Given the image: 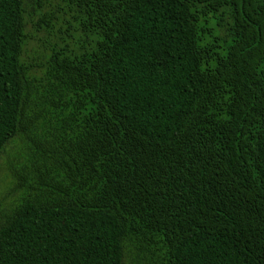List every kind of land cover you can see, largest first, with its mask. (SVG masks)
Wrapping results in <instances>:
<instances>
[{
    "label": "trees",
    "instance_id": "16d2710c",
    "mask_svg": "<svg viewBox=\"0 0 264 264\" xmlns=\"http://www.w3.org/2000/svg\"><path fill=\"white\" fill-rule=\"evenodd\" d=\"M5 156L0 264H264V0H0Z\"/></svg>",
    "mask_w": 264,
    "mask_h": 264
},
{
    "label": "rangeland",
    "instance_id": "374dc122",
    "mask_svg": "<svg viewBox=\"0 0 264 264\" xmlns=\"http://www.w3.org/2000/svg\"><path fill=\"white\" fill-rule=\"evenodd\" d=\"M28 34L31 38L30 45L28 48L29 50H31V52H29L28 55L33 56V55H36V53L39 55L47 47V45H45V42L48 39L47 34L42 31L37 33L35 31V27H32V26H29ZM18 146H19V143L16 142L13 147L15 148ZM13 147L9 148L7 152L11 153L13 151ZM6 164H7V157L5 156L0 162V207L1 206L5 207L6 204L9 203L10 200H12L14 197V196L11 197V195L7 196L9 192V187H11V185H10V179L7 178Z\"/></svg>",
    "mask_w": 264,
    "mask_h": 264
}]
</instances>
